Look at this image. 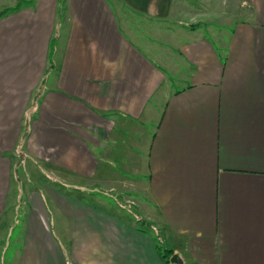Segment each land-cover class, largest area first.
I'll return each instance as SVG.
<instances>
[{
	"label": "crops",
	"instance_id": "crops-1",
	"mask_svg": "<svg viewBox=\"0 0 264 264\" xmlns=\"http://www.w3.org/2000/svg\"><path fill=\"white\" fill-rule=\"evenodd\" d=\"M174 254L264 264V0H33L0 16L1 264Z\"/></svg>",
	"mask_w": 264,
	"mask_h": 264
},
{
	"label": "rangeland",
	"instance_id": "rangeland-1",
	"mask_svg": "<svg viewBox=\"0 0 264 264\" xmlns=\"http://www.w3.org/2000/svg\"><path fill=\"white\" fill-rule=\"evenodd\" d=\"M23 34V33H22ZM21 41V40H20ZM13 46H14V43H10V44H7V50H6V54L8 55V51H9V49L10 48H13ZM2 47H3V50H2V58L4 59L5 58V45L3 44L2 45ZM14 49L16 50L17 49V47H14ZM19 68H21V67H17V66H15V67H10V69L8 68L7 69V72L5 71V67H4V72H6L4 75V77H7V76H9L10 75V81H14V79H15V72L19 69ZM4 87H6L5 85H4ZM5 92H7V94L9 93V91H8V87L5 89ZM6 101H8V99L6 100ZM36 104V103H35ZM34 104V105H35ZM6 105H7V103H6ZM28 123H31V121H32V118H30V117H28ZM30 125H28L27 126V130H25L26 132H27V135H30V131H32V129L30 130V127H29ZM27 138H28V136H26V140H27ZM26 140H25V142H26ZM67 188H69V187H65V189H67ZM81 194H78V200L80 199V200H83L85 203H87L88 204V202H89V200H86V196L84 195V197H85V199H83L81 196H80ZM100 197H102L103 199H105V200H107L109 203H111V202H113V204L112 205H114V196H109V195H102V196H100ZM113 200V201H112ZM47 204H48V200H47ZM46 204V206H47V210H48V215H49V217L51 218V217H53V220H55V212H52V209H50L49 208V206ZM22 229V226H16V228H15V230H14V235H13V241H12V243L11 242H9L8 243V245L10 246V249L7 251V252H5V250H6V248H2V252L1 253H3V252H5L4 254H6V255H12V254H14V252H15V250H17L19 247H20V244L18 243V241H14V238L15 237H17L18 235H20L21 234V232H20V230ZM12 237V235H9L8 236V239H10ZM8 246V247H9ZM11 262H12V259H8L7 260V264H11ZM0 264H1V262H0Z\"/></svg>",
	"mask_w": 264,
	"mask_h": 264
},
{
	"label": "trees",
	"instance_id": "trees-1",
	"mask_svg": "<svg viewBox=\"0 0 264 264\" xmlns=\"http://www.w3.org/2000/svg\"><path fill=\"white\" fill-rule=\"evenodd\" d=\"M33 0H21L15 7L13 8H7L5 10H2L0 12V16L4 15L5 13H9L10 11H14V10H18L21 7H23L24 5H29L32 3ZM169 253H172V250H169ZM164 257H166V255H164Z\"/></svg>",
	"mask_w": 264,
	"mask_h": 264
},
{
	"label": "water",
	"instance_id": "water-1",
	"mask_svg": "<svg viewBox=\"0 0 264 264\" xmlns=\"http://www.w3.org/2000/svg\"><path fill=\"white\" fill-rule=\"evenodd\" d=\"M171 261H173L175 263H179V264H182L183 263L182 259L180 258V256L178 254H174L171 257Z\"/></svg>",
	"mask_w": 264,
	"mask_h": 264
}]
</instances>
